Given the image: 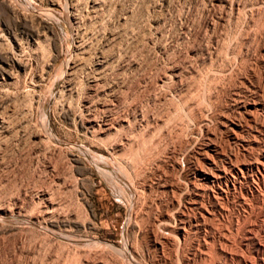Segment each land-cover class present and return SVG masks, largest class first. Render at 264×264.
Returning a JSON list of instances; mask_svg holds the SVG:
<instances>
[{
  "label": "rangeland",
  "instance_id": "1",
  "mask_svg": "<svg viewBox=\"0 0 264 264\" xmlns=\"http://www.w3.org/2000/svg\"><path fill=\"white\" fill-rule=\"evenodd\" d=\"M263 167L264 0H0V264H264Z\"/></svg>",
  "mask_w": 264,
  "mask_h": 264
},
{
  "label": "bare ground",
  "instance_id": "2",
  "mask_svg": "<svg viewBox=\"0 0 264 264\" xmlns=\"http://www.w3.org/2000/svg\"><path fill=\"white\" fill-rule=\"evenodd\" d=\"M101 125H102V124H101ZM255 137H256V136H255ZM244 147H245V146H244ZM231 157H232V156H231ZM232 159H233V158H232ZM232 159H231V160H232ZM260 161H261V160H260ZM232 164H233V163H232ZM258 165H259V164H258ZM229 166H230V165H229ZM229 168H230V167H229ZM263 168H264V167H263ZM226 171H227V169H226ZM240 171H241V170H240ZM259 172H261L260 169H259ZM217 173H218V172H217ZM219 174H220V173H219ZM215 175H217V174H215ZM196 193H197V192H196ZM253 236H254V235H253Z\"/></svg>",
  "mask_w": 264,
  "mask_h": 264
}]
</instances>
